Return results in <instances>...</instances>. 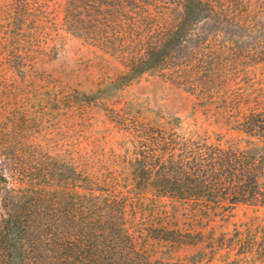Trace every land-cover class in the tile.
<instances>
[{"label": "rangeland", "instance_id": "374dc122", "mask_svg": "<svg viewBox=\"0 0 264 264\" xmlns=\"http://www.w3.org/2000/svg\"><path fill=\"white\" fill-rule=\"evenodd\" d=\"M65 1L0 0L3 155L18 153V163L34 167L37 160L29 154L38 149L127 193L135 146L130 128L159 127L211 144L245 146L237 123L264 110V13L233 17L226 11L227 16L205 21L181 51L180 67L147 72L99 98L96 92L126 69L119 52L141 39L162 38L180 8L175 0H161L150 6L152 17H107L116 26L105 33L116 39L102 50L66 29ZM139 199L140 205H131L135 223L157 211L171 213V229L201 232L206 242L210 237L223 246L254 241L258 254L252 261L264 264V207H197L150 193ZM194 251L181 249L174 256ZM237 251L228 254L229 261L243 258Z\"/></svg>", "mask_w": 264, "mask_h": 264}, {"label": "trees", "instance_id": "16d2710c", "mask_svg": "<svg viewBox=\"0 0 264 264\" xmlns=\"http://www.w3.org/2000/svg\"><path fill=\"white\" fill-rule=\"evenodd\" d=\"M160 2L66 0L64 26L106 50L114 35L105 30L116 26L107 17H152L150 6ZM174 2L180 11L172 29L160 39H141L119 52L126 69L96 92L99 98L147 72L180 67L181 51L205 21L227 16L226 11L233 17L264 13V0ZM235 130L246 137L242 148L159 127L130 128L135 146L127 193L57 155L33 149L29 155L37 162L31 167L30 161L18 163V153L3 155L1 150L0 264H254V241L234 240L223 246L222 240L210 237L206 242L201 232L192 234L176 225L171 229L174 214L158 211L135 223L131 208L147 193L197 207H264V110L248 113ZM236 247L235 256L243 258L229 261ZM187 248L194 253L174 256Z\"/></svg>", "mask_w": 264, "mask_h": 264}]
</instances>
